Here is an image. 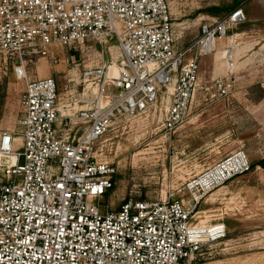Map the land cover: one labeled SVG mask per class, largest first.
Masks as SVG:
<instances>
[{"label": "built area", "instance_id": "built-area-1", "mask_svg": "<svg viewBox=\"0 0 264 264\" xmlns=\"http://www.w3.org/2000/svg\"><path fill=\"white\" fill-rule=\"evenodd\" d=\"M245 19L236 7L202 24L198 37L176 49L168 0H0V60L24 82L22 131L0 130V264H197L207 244L224 239L223 221L195 223L197 193L249 171L244 152L191 180L184 188L190 201L173 192L130 197L102 213L114 169L96 154L95 143L119 118L155 107L158 86L169 98L164 129L182 127L200 87V58ZM111 36L121 68L85 67L81 90H69L63 103L54 78L28 75L38 59L57 63L53 45L80 51L86 41L103 44ZM234 51L232 45L222 51L226 75L213 79L217 95L235 85ZM81 121L87 124L77 136L55 130L56 123L68 129ZM17 134L23 148L15 152Z\"/></svg>", "mask_w": 264, "mask_h": 264}, {"label": "rangeland", "instance_id": "rangeland-1", "mask_svg": "<svg viewBox=\"0 0 264 264\" xmlns=\"http://www.w3.org/2000/svg\"><path fill=\"white\" fill-rule=\"evenodd\" d=\"M176 49H183L199 36L201 25L242 7L245 21L233 29L222 46L199 60V86L187 122L168 132L164 129L169 98L158 86L156 106L134 117L116 120L95 152L114 169V186L99 204L100 211L115 210L124 200L162 198L170 192L180 201H190L188 183L207 168L236 152L245 153L251 163L264 161V0H168ZM218 11L211 14L209 9ZM234 8V9H235ZM228 45L233 53L235 85L227 95H217L213 79L226 75ZM46 58L27 67L31 79L52 77L63 103L69 90H81L85 67L107 63L121 68L119 46L114 36L103 44L86 41L82 50L69 51L53 45ZM121 59V60H120ZM120 60V61H119ZM0 60V92L5 94L0 130L22 131L17 120L23 114L21 95L24 82L15 80ZM84 121L57 133L79 135ZM13 151H21L23 141L15 135ZM199 203L195 223L223 221L227 236L207 244L197 264H264V167L258 165L237 175L206 194L197 193ZM97 201L94 200L93 203Z\"/></svg>", "mask_w": 264, "mask_h": 264}, {"label": "trees", "instance_id": "trees-1", "mask_svg": "<svg viewBox=\"0 0 264 264\" xmlns=\"http://www.w3.org/2000/svg\"><path fill=\"white\" fill-rule=\"evenodd\" d=\"M234 8H235V7H234ZM234 8H233V9H234ZM233 9H231L230 11H232ZM209 11H210L211 14H215L218 10H217L216 8H215V9H214V8H210ZM230 11H229V12H230ZM218 18H221V16L218 17ZM218 18H217V19H218ZM189 43H190V42H189ZM189 43H188V44H189ZM188 44H187V45H188ZM4 99H5V94L0 92V115H1V113H2V108H3V105H4ZM258 165H260V166L262 165V166L264 167V161H258V162L251 163V164H250V167H251V168H254V167L258 166ZM112 181H114L113 178H112Z\"/></svg>", "mask_w": 264, "mask_h": 264}, {"label": "bare ground", "instance_id": "bare-ground-1", "mask_svg": "<svg viewBox=\"0 0 264 264\" xmlns=\"http://www.w3.org/2000/svg\"><path fill=\"white\" fill-rule=\"evenodd\" d=\"M222 55V54H221ZM224 55V54H223ZM111 71L113 72V71H115V69L114 68H111Z\"/></svg>", "mask_w": 264, "mask_h": 264}, {"label": "crops", "instance_id": "crops-1", "mask_svg": "<svg viewBox=\"0 0 264 264\" xmlns=\"http://www.w3.org/2000/svg\"><path fill=\"white\" fill-rule=\"evenodd\" d=\"M222 46V43L219 45V47H221ZM221 54H222V51H221ZM227 228V227H226Z\"/></svg>", "mask_w": 264, "mask_h": 264}]
</instances>
